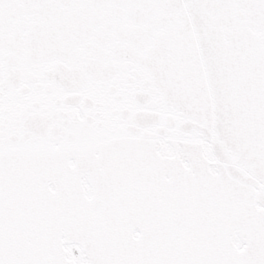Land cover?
<instances>
[{
    "label": "snow or ice",
    "instance_id": "obj_1",
    "mask_svg": "<svg viewBox=\"0 0 264 264\" xmlns=\"http://www.w3.org/2000/svg\"><path fill=\"white\" fill-rule=\"evenodd\" d=\"M0 264H264V0H0Z\"/></svg>",
    "mask_w": 264,
    "mask_h": 264
}]
</instances>
